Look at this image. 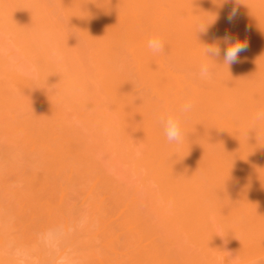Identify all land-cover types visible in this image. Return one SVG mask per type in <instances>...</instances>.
<instances>
[{
    "label": "bare ground",
    "instance_id": "obj_1",
    "mask_svg": "<svg viewBox=\"0 0 264 264\" xmlns=\"http://www.w3.org/2000/svg\"><path fill=\"white\" fill-rule=\"evenodd\" d=\"M260 108L264 0H0V264H264Z\"/></svg>",
    "mask_w": 264,
    "mask_h": 264
},
{
    "label": "clouds",
    "instance_id": "obj_2",
    "mask_svg": "<svg viewBox=\"0 0 264 264\" xmlns=\"http://www.w3.org/2000/svg\"><path fill=\"white\" fill-rule=\"evenodd\" d=\"M236 11L235 8L232 10L228 17L229 21L235 17ZM216 19V16L211 21L197 17L194 21L196 33L205 32L207 27L213 24ZM224 40L228 46L224 50L223 64L216 62L221 54V49L218 45H203V55L206 60L200 64L197 73V76L201 81H211L215 76V65H226L228 67L229 65L238 62L240 53L247 49L246 41H240L239 39L233 41L232 38L227 35L224 37ZM147 47L153 54H162L165 51L164 41L159 35L152 36L147 42ZM193 108V102L190 99H186L185 102L175 111L163 114L158 118V123L162 127L163 134L169 144L179 145L183 143L184 132L182 125ZM253 119L258 124H264V108L258 109L254 114Z\"/></svg>",
    "mask_w": 264,
    "mask_h": 264
}]
</instances>
